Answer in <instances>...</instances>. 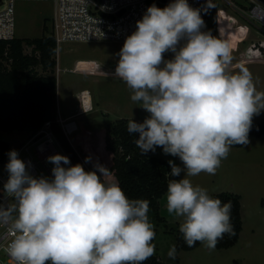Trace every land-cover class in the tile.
<instances>
[{
  "label": "clouds",
  "instance_id": "obj_1",
  "mask_svg": "<svg viewBox=\"0 0 264 264\" xmlns=\"http://www.w3.org/2000/svg\"><path fill=\"white\" fill-rule=\"evenodd\" d=\"M205 27L189 0H170L163 8L153 3L126 37L112 74L148 113L143 122L127 123L141 154L161 148L181 162L168 161L173 179L166 210L180 219L183 240L215 249L225 234H234L231 202L212 197L190 177L215 175L232 146L250 143L264 91L248 69L226 70L229 48ZM7 156L3 191L16 201V215L5 251L15 264H143L155 254L150 201L129 198L119 183L105 180L111 172L105 165L86 171L57 153L47 158L51 177H37L17 150ZM7 216L0 212V222ZM175 251L171 246L170 258Z\"/></svg>",
  "mask_w": 264,
  "mask_h": 264
},
{
  "label": "rangeland",
  "instance_id": "obj_2",
  "mask_svg": "<svg viewBox=\"0 0 264 264\" xmlns=\"http://www.w3.org/2000/svg\"><path fill=\"white\" fill-rule=\"evenodd\" d=\"M217 0L216 30L214 36L220 37L228 46L230 62L226 65L229 72L242 68L251 71L256 87L264 91V56L258 59L248 58L249 49L256 43L264 44V32L252 25L239 12L238 2L244 0ZM55 0H18L16 7V38H41L51 33L55 14ZM212 20V12L209 13ZM48 30L45 31L44 27ZM123 41L103 40L98 42H62L58 46V65L55 72L58 78L59 111L63 115L80 108V91L91 92L93 109L77 117L79 131L73 138L79 149L84 139L98 138L108 123L130 118L142 121L148 113L140 105L131 101V90L112 73L119 60L118 53ZM31 47H27V52ZM172 53L165 58L171 59ZM39 71H42L39 68ZM90 95L86 101L90 103ZM264 112L253 117V122H261ZM18 133V134H14ZM29 134V133H28ZM27 132H3L2 138L9 142L10 150H17L25 142ZM250 143L232 146L226 159H223L215 175L201 173L190 177L193 184L208 190L209 194L224 191L241 195L243 229L239 241L229 248L208 249L204 244L190 250H178L176 232L180 219L170 215L166 210V195L161 200V215L166 222H161L149 215L155 225L157 235L155 254L163 264H264V134L249 136ZM166 160L178 158L163 154L161 148L155 152ZM8 162V161H7ZM7 164V163H6ZM0 165V175L8 179L5 165ZM183 176V174H182ZM179 177V178H182ZM9 214L15 217V209ZM1 223V222H0ZM0 226V231H2ZM175 245V259L169 257L171 246ZM6 264H9L3 258Z\"/></svg>",
  "mask_w": 264,
  "mask_h": 264
},
{
  "label": "trees",
  "instance_id": "obj_3",
  "mask_svg": "<svg viewBox=\"0 0 264 264\" xmlns=\"http://www.w3.org/2000/svg\"><path fill=\"white\" fill-rule=\"evenodd\" d=\"M238 3L244 5L242 1ZM44 30L47 31L48 28L45 26ZM27 47H31V51L27 52ZM57 50L56 39L51 33L34 39H0V165L7 163V153L11 149L9 142L2 138L3 132L34 133L46 121H51L74 165L84 164L86 171L95 170L94 165L97 163L105 165L111 170L105 180L119 183L129 198L150 201L149 215L166 222V218L161 215V200L166 195L169 180L173 179L169 175L171 168L168 160L156 153L141 154L135 144L136 136L127 131L130 118H120L108 123L98 138L84 139L79 144L78 151L64 136L57 124ZM262 56V42L254 44L248 51L250 59ZM263 134L264 119L253 122L249 136ZM89 156L92 158L91 162L84 163ZM211 196L224 203L231 202L234 234H225L216 245L220 249L229 248L239 241L243 229L241 195L224 191ZM176 239L178 250H190L201 244L197 242L189 247L179 230L176 232ZM158 257L154 254L143 264H163L157 260Z\"/></svg>",
  "mask_w": 264,
  "mask_h": 264
},
{
  "label": "built area",
  "instance_id": "obj_4",
  "mask_svg": "<svg viewBox=\"0 0 264 264\" xmlns=\"http://www.w3.org/2000/svg\"><path fill=\"white\" fill-rule=\"evenodd\" d=\"M18 0H1L0 3V39L10 40L16 37V7ZM55 14L52 23L51 34L59 46L62 42H98L103 40L123 41L136 30V22L142 19L146 9L155 3L163 8L170 0H55ZM217 0H189V4L200 10L205 21L204 31L211 30L210 11L207 6H213ZM234 4L230 0H226ZM244 5H239V12L252 25L264 32V0H244ZM212 32V30H211ZM90 90L81 91L82 110L70 117H63L58 112L57 124L62 130L73 148L78 151L73 142L80 127L76 116L89 112L93 105L86 101ZM93 104V103H92ZM92 108V109H90ZM20 158L29 165L31 174L51 177L53 164L47 158L57 153L70 158L69 153L58 137L51 121L34 133H29L25 142L17 149ZM7 181L0 175V212L8 213L0 226V264L15 262L7 255L5 249L12 240L14 233L11 224L15 217L9 214L11 208L15 209L16 201L3 191L4 183ZM163 262L161 258L157 259Z\"/></svg>",
  "mask_w": 264,
  "mask_h": 264
},
{
  "label": "water",
  "instance_id": "obj_5",
  "mask_svg": "<svg viewBox=\"0 0 264 264\" xmlns=\"http://www.w3.org/2000/svg\"><path fill=\"white\" fill-rule=\"evenodd\" d=\"M150 2H153V0H150ZM1 3V0H0ZM207 9L212 12V20L210 23L212 32L216 30V9L213 6H207Z\"/></svg>",
  "mask_w": 264,
  "mask_h": 264
},
{
  "label": "crops",
  "instance_id": "obj_6",
  "mask_svg": "<svg viewBox=\"0 0 264 264\" xmlns=\"http://www.w3.org/2000/svg\"><path fill=\"white\" fill-rule=\"evenodd\" d=\"M78 93L81 94V91L78 92ZM80 97H81V95H80ZM90 99H91V100H90V102H91L90 104L93 105V104H92L93 101H92V97H91V95H90ZM58 104H59V103H58ZM81 107H82V105L80 104V108H81ZM90 109H92V108H90ZM80 111H81V109H78V110L75 111V112H70L69 114H65V115H63V117H70V116L75 115L76 113H78V112H80ZM90 111H91V110H90ZM82 114H84V113H82ZM61 115H62V114H61ZM80 115H81V114H79L78 116H80ZM78 116H76V119H77ZM14 134H18V133H14ZM27 134H28V132H27ZM5 164H6V163H5Z\"/></svg>",
  "mask_w": 264,
  "mask_h": 264
}]
</instances>
